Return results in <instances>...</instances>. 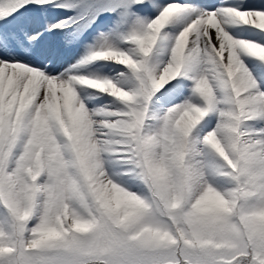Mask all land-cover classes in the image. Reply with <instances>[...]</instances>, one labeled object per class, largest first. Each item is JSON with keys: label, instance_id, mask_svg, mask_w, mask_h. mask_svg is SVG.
I'll return each mask as SVG.
<instances>
[{"label": "snow or ice", "instance_id": "snow-or-ice-1", "mask_svg": "<svg viewBox=\"0 0 264 264\" xmlns=\"http://www.w3.org/2000/svg\"><path fill=\"white\" fill-rule=\"evenodd\" d=\"M0 264H264V0H0Z\"/></svg>", "mask_w": 264, "mask_h": 264}]
</instances>
